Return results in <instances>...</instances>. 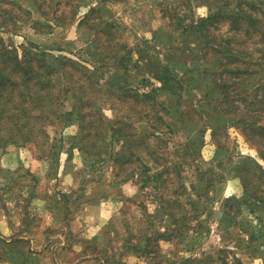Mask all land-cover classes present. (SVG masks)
I'll use <instances>...</instances> for the list:
<instances>
[{
	"label": "rangeland",
	"instance_id": "rangeland-1",
	"mask_svg": "<svg viewBox=\"0 0 264 264\" xmlns=\"http://www.w3.org/2000/svg\"><path fill=\"white\" fill-rule=\"evenodd\" d=\"M0 264H264V0H0Z\"/></svg>",
	"mask_w": 264,
	"mask_h": 264
},
{
	"label": "trees",
	"instance_id": "trees-1",
	"mask_svg": "<svg viewBox=\"0 0 264 264\" xmlns=\"http://www.w3.org/2000/svg\"><path fill=\"white\" fill-rule=\"evenodd\" d=\"M218 15H220V11L218 12V14L216 15V17L218 16ZM161 77H162V80H163V82H164V87H167V86H169V85H167L168 83V75H167V73L164 71V73H163V75H161Z\"/></svg>",
	"mask_w": 264,
	"mask_h": 264
}]
</instances>
